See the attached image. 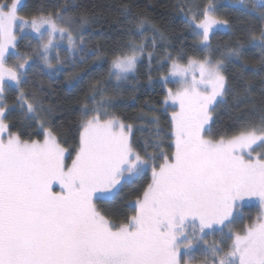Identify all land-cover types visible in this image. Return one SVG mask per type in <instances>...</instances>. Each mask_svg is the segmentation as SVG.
<instances>
[{"label":"snow or ice","instance_id":"1","mask_svg":"<svg viewBox=\"0 0 264 264\" xmlns=\"http://www.w3.org/2000/svg\"><path fill=\"white\" fill-rule=\"evenodd\" d=\"M20 2L0 0V94L6 83H15L17 102L27 119L41 121L43 140H26L12 132L4 137L7 106L0 104V264H190L197 251L194 244L211 258L210 264H264V213L243 234L228 236L232 240L228 251L215 243L200 244L205 236L224 235L225 228L232 232L235 210L246 197H258L264 207V111L253 113L255 119H249L236 135L205 137L211 113L232 91L225 60L238 57L239 46L222 54V59L187 58L186 64L171 60L163 79L176 77L180 84L175 91L167 90L165 101L178 106L171 116L175 151L171 158L163 154L162 164L154 163L155 155L134 150L130 126L108 111L110 102L97 100L104 95L103 82L91 83V104L83 106L78 147L68 165L67 149L42 121L41 113L49 110L36 93H25L21 87L24 73L20 70L29 58L9 66L6 54L15 48L16 30L28 28L43 41L38 58L51 69L54 41L67 40L69 51H74L77 39L84 42L89 18L82 14L76 19L72 9L61 6L55 12L41 9L26 19L18 15ZM238 2L248 7L245 0ZM252 8L264 21V0H257ZM215 11L206 6L191 19L186 16L203 51L211 50L210 33L228 24ZM125 12L132 15L126 6ZM135 21L137 35L143 37L151 30L164 38L147 18L137 16ZM249 40L264 49V27L259 36L250 32ZM143 52L144 44L137 43L130 30L128 42L112 52L109 75L117 81L127 79ZM93 54L100 60L106 55L100 49ZM55 59L61 63L58 56ZM257 144L260 152L253 147ZM149 168L151 182L134 202L133 215L115 222L97 207L95 201L126 176ZM54 185L60 190L54 191Z\"/></svg>","mask_w":264,"mask_h":264},{"label":"trees","instance_id":"2","mask_svg":"<svg viewBox=\"0 0 264 264\" xmlns=\"http://www.w3.org/2000/svg\"><path fill=\"white\" fill-rule=\"evenodd\" d=\"M210 5L215 7L214 14L218 19L228 21V29L214 31L209 38L211 50L203 51L200 38L186 22V16L191 19L192 14ZM252 5L237 7L223 4L221 0H25L19 9L21 17L31 18L41 9L46 13L55 12L63 6L72 9L70 14L76 19L87 14L89 23L83 29L84 42L81 44L77 39L78 48L72 55L68 54L67 61L54 71L46 72L42 67L46 75L40 74L37 81L23 90L41 98L44 108L49 110L41 113L45 127L56 132L73 158L74 149L78 147L77 128L82 109L85 104H91L89 85L102 81L105 92L103 97L98 95L97 100L110 102L108 111L130 126L128 135L134 150L141 155H155L154 163L162 164L160 157L166 154L171 158L175 151L171 116L176 108L165 101L167 90L176 89L179 83L171 77L167 82L163 79L169 74L172 59L181 64H186L187 58L210 56L222 59V54L239 46L240 55L225 60V75L232 91L212 112L211 127L207 131L210 139L238 134L249 119H255L253 113L264 111V49L249 40L250 32L259 36L264 21L259 19V13ZM125 6L131 10V16H126ZM137 16L150 20L164 38L160 39L157 32L151 30H146L143 37L137 35L134 29ZM130 30L136 42L144 44V52L138 58L135 71L129 73L127 79L117 81L109 75L110 59L114 50L128 42ZM23 34L17 37L15 45L18 47L23 44ZM73 36L77 38L76 32ZM97 49L106 54L105 59L100 60L93 54ZM18 97L17 89H7L1 97V104L7 106L4 121L8 131L19 133L26 140H43L41 121L26 118L24 109L17 102ZM150 182V168L143 174L126 176L95 203L110 219L123 222L125 217L133 214L132 202L142 197ZM244 209L252 211V216L255 214L254 206L241 209V227L236 228V214V223L230 225L232 232L228 233L225 228L224 237L243 234L253 222V218L250 223L245 220ZM198 263L195 252L190 264Z\"/></svg>","mask_w":264,"mask_h":264},{"label":"rangeland","instance_id":"3","mask_svg":"<svg viewBox=\"0 0 264 264\" xmlns=\"http://www.w3.org/2000/svg\"><path fill=\"white\" fill-rule=\"evenodd\" d=\"M24 1L25 0H21L20 4L18 5V15L19 16H20L19 9L22 6ZM221 1H222L223 4H226V5L227 4H232V5H236L237 7H243L242 5L239 4L238 0H221ZM256 2H257V0H245V3L247 5H249L250 3H253V5H254V4H256ZM201 18L202 17H199L198 19H201ZM227 29H228V24L223 26V27L217 26V28L214 29V31H216V30L225 31ZM20 33H24L23 34V39H22L23 40L22 46L18 47V45H15L14 49L13 48H9L8 53L6 55L8 57V61L7 62H8L9 66H15L17 63L22 62V59H21L22 57L29 58L28 59V64H25L24 68L20 70V71H22L24 73V76L22 78L23 82L21 84L22 89H26V86L31 85L30 83H33V81L34 82L37 81L36 79L39 77L40 74L41 75H46L44 73V69H45L46 72L47 71L49 72L50 70L51 71L56 70L55 67H59L62 64H64V62L67 61L68 54L69 55L73 54V51H71V52L69 51V45L67 43V40L54 41V43L57 44V47L51 52V55L49 56V59L51 60V62L53 64V68L49 69V68H47L44 65V62L38 58V50L40 48V45L43 43V41L38 39V34L33 32L31 29H28V28H25L23 30V32H20L17 29L16 32H15L16 41H17V37L20 35ZM212 33H210V36H211ZM210 36H209V38H210ZM16 41H15V44H16ZM77 48H78V46H77ZM17 53H18V55H17ZM33 56H34V59H32ZM57 56L59 57V59L61 61V63H59V64H57L56 59H55V57H57ZM171 78L173 80H177L178 79L176 77H171ZM179 87H180V84H179V86L176 89H174V90L172 89V90L175 91ZM7 89H16L15 83L14 82L6 83L4 91H6ZM2 94H0V104H1V100H2V98H1ZM169 103L173 105V103L171 101H169ZM173 106L176 108V110H178V106H176V105H173ZM3 119H4V117H3ZM211 121H212V113H211ZM211 121H210V124H211ZM4 123H5V121H4ZM8 134H9V131L7 129L3 133V136L7 137ZM205 137L209 138L208 135H207V131L205 132ZM174 138H175V136H174ZM253 147L255 148L256 152H260L261 151V148H260L259 144L254 145ZM256 152H254V155L256 154ZM65 163L68 164V165L71 164V158L69 156L68 151L65 154ZM53 188H54V191H59L60 190L58 185H54ZM108 193H110V192H108ZM106 194L107 193H105L104 195H106ZM105 200L107 201V199H105ZM135 201L132 202L133 203L132 206L134 205ZM252 206L255 207V209H254V213L255 214H253V216H252V211L246 210V209H244V211H243L244 214H245V220L246 219L249 220V223H250V221L253 218V222H251L250 225L255 223L257 217H259L262 213H264V207L261 206L258 197H250V198L246 197L244 199V201L242 202V206L238 207L235 210V214L234 215H236V214L238 215L237 219H236V220H238V222L236 223V220L234 221V223H236V228L237 227H241V224L243 223L241 209L248 208V207L251 208ZM132 210H133V207H132ZM133 214H134V211H133ZM247 223H248V221H247ZM250 225H248V226H250ZM212 243H215L217 245V247H219V248H223L224 251L230 250V247H231V239L224 237L220 232H216V233H214L212 235L205 236L204 240L200 242V244L204 245V246L211 245ZM194 247L197 248L196 254L198 255V259L200 261V263H198V264H210L211 258H206V256L202 253V251L198 250L200 245H195L194 244Z\"/></svg>","mask_w":264,"mask_h":264}]
</instances>
